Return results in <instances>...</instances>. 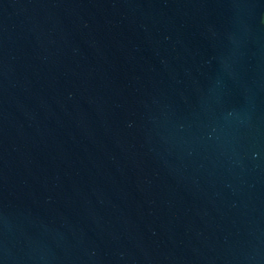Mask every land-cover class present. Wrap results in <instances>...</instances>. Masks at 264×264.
I'll list each match as a JSON object with an SVG mask.
<instances>
[{
  "label": "water",
  "instance_id": "95a60500",
  "mask_svg": "<svg viewBox=\"0 0 264 264\" xmlns=\"http://www.w3.org/2000/svg\"><path fill=\"white\" fill-rule=\"evenodd\" d=\"M0 264H264V0H0Z\"/></svg>",
  "mask_w": 264,
  "mask_h": 264
}]
</instances>
